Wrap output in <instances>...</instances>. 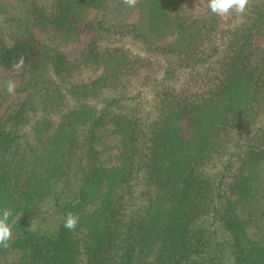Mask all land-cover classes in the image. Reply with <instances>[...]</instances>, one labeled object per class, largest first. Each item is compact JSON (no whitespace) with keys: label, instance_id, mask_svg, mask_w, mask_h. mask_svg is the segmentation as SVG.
Wrapping results in <instances>:
<instances>
[{"label":"trees","instance_id":"1","mask_svg":"<svg viewBox=\"0 0 264 264\" xmlns=\"http://www.w3.org/2000/svg\"><path fill=\"white\" fill-rule=\"evenodd\" d=\"M1 70L0 264H264V0H0Z\"/></svg>","mask_w":264,"mask_h":264},{"label":"clouds","instance_id":"2","mask_svg":"<svg viewBox=\"0 0 264 264\" xmlns=\"http://www.w3.org/2000/svg\"><path fill=\"white\" fill-rule=\"evenodd\" d=\"M128 7H134L137 0H124ZM248 0H208L209 10L220 17H225L230 12L244 13ZM23 61H20L22 64ZM17 64L16 67H19ZM16 84L13 80H9L7 84V92L14 93ZM13 212L10 208L0 207V247L7 248L13 236ZM78 217L72 213H68L64 217V228L74 230L78 223Z\"/></svg>","mask_w":264,"mask_h":264},{"label":"rangeland","instance_id":"3","mask_svg":"<svg viewBox=\"0 0 264 264\" xmlns=\"http://www.w3.org/2000/svg\"><path fill=\"white\" fill-rule=\"evenodd\" d=\"M36 32H37V36L40 39H43V40H46L50 36L49 33L43 32L40 29H38ZM89 39H90L89 35L85 34L82 37V40L80 42H78L76 44L69 45V46H65L64 47V51L67 52L69 57H73V58L77 57L87 48L88 43H89ZM0 72H2V70ZM19 72H21V71L17 70V72H16L18 77L20 76ZM16 86H20V81L19 80H17ZM23 96H24L23 92H19V93L16 92L15 94H13V96H11L8 99L7 105L5 104V106L3 108V111H6V109L9 110V108H10L9 106L12 105L15 102H18V101L22 100ZM125 106H126V108L130 107L129 103L127 105L125 103L124 107ZM105 134H109V132H107ZM114 137H115V139L111 140L110 139V135H109V138L105 137L103 142H101V143H99L97 145L98 148L103 152L101 155H102V157H104V160H107L106 158L109 156L110 153L112 154V156H114L115 154H117L119 152L118 145L122 141H121V139L118 136L114 135ZM83 147H84L83 140H79V143H78V146H77L76 149L77 150L79 149V151H80V150L83 149ZM221 149H225V148L222 147ZM254 232H255L256 237H258V238L264 236L263 235L264 234V220L263 219L259 222V226L254 227Z\"/></svg>","mask_w":264,"mask_h":264}]
</instances>
